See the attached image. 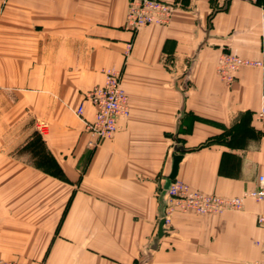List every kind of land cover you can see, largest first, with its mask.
<instances>
[{"label": "crops", "instance_id": "crops-1", "mask_svg": "<svg viewBox=\"0 0 264 264\" xmlns=\"http://www.w3.org/2000/svg\"><path fill=\"white\" fill-rule=\"evenodd\" d=\"M164 1L175 6L170 24L134 31L126 24L129 0H0V259L262 260L264 202L246 198L242 210L219 214L168 213V187L181 145L175 180L192 190L229 199L259 189L264 0ZM224 53L263 66L241 68L227 85L217 75ZM112 67L123 71L131 113L92 146L76 109ZM85 107L92 119L94 108ZM25 121L46 154L16 150L25 142L11 139Z\"/></svg>", "mask_w": 264, "mask_h": 264}, {"label": "built area", "instance_id": "built-area-1", "mask_svg": "<svg viewBox=\"0 0 264 264\" xmlns=\"http://www.w3.org/2000/svg\"><path fill=\"white\" fill-rule=\"evenodd\" d=\"M248 1L256 2L257 0ZM174 7L164 0H129L126 24L134 31L148 25L167 26L172 20ZM130 50L131 45L129 44L127 52ZM249 66L262 67L263 63L246 60L233 53H224L219 60L217 75L227 85H232L236 73L241 68ZM103 73L105 76L103 84L88 91L76 109V114L84 120L86 131L95 139L90 142L92 146L113 137L120 129L119 121L128 118L131 113L129 96L122 83L123 71L112 67L105 69ZM86 103H90L94 108L92 119L85 117ZM256 119L264 132V105L256 112ZM259 183L260 187L256 191L245 192L242 196L226 199L192 190L188 185L176 179L168 187L170 197L168 213L179 210L182 213L207 215L219 214L227 210L239 211L243 209L246 198L264 202V175L259 177ZM257 224L264 230V212L258 215ZM256 244L261 247L263 254L258 264H264V238L258 240ZM0 264L35 263L0 259Z\"/></svg>", "mask_w": 264, "mask_h": 264}, {"label": "rangeland", "instance_id": "rangeland-1", "mask_svg": "<svg viewBox=\"0 0 264 264\" xmlns=\"http://www.w3.org/2000/svg\"><path fill=\"white\" fill-rule=\"evenodd\" d=\"M11 141L25 142L22 144L21 147H18L16 149L18 150V153H22L23 155L47 153L46 148L43 147V141L40 138V132L35 130L34 127L31 126L30 122L28 121H25L23 123L21 130H17L14 132ZM33 144L36 146H34Z\"/></svg>", "mask_w": 264, "mask_h": 264}, {"label": "water", "instance_id": "water-1", "mask_svg": "<svg viewBox=\"0 0 264 264\" xmlns=\"http://www.w3.org/2000/svg\"><path fill=\"white\" fill-rule=\"evenodd\" d=\"M176 152H179L173 156V164H172V171L169 175V178L171 180L175 179L178 172L179 163L181 162L183 158V152L185 151L184 147L181 145L176 146L175 148ZM165 224V220L162 219L159 223V236L163 235V226Z\"/></svg>", "mask_w": 264, "mask_h": 264}, {"label": "bare ground", "instance_id": "bare-ground-1", "mask_svg": "<svg viewBox=\"0 0 264 264\" xmlns=\"http://www.w3.org/2000/svg\"><path fill=\"white\" fill-rule=\"evenodd\" d=\"M173 180H175V179H173ZM165 220V219H164ZM165 223H166V220H165Z\"/></svg>", "mask_w": 264, "mask_h": 264}]
</instances>
